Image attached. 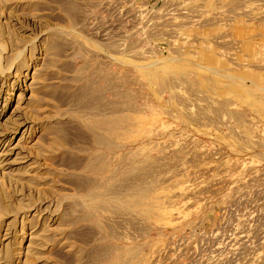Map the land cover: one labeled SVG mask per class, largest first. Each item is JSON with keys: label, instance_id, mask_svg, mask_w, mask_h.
Wrapping results in <instances>:
<instances>
[{"label": "rangeland", "instance_id": "1", "mask_svg": "<svg viewBox=\"0 0 264 264\" xmlns=\"http://www.w3.org/2000/svg\"><path fill=\"white\" fill-rule=\"evenodd\" d=\"M0 264H264V0H0Z\"/></svg>", "mask_w": 264, "mask_h": 264}]
</instances>
